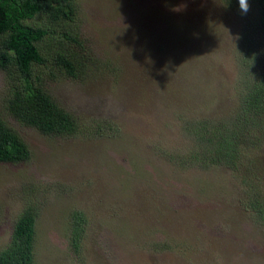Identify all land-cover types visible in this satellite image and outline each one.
Listing matches in <instances>:
<instances>
[{
    "label": "rangeland",
    "instance_id": "obj_1",
    "mask_svg": "<svg viewBox=\"0 0 264 264\" xmlns=\"http://www.w3.org/2000/svg\"><path fill=\"white\" fill-rule=\"evenodd\" d=\"M71 3L70 23H27L54 32L72 24L83 43L74 78L48 62L31 66L78 121L75 134L43 135L12 119L5 100L22 82L0 70V118L29 151L0 162V250L30 204L32 264H264V218L248 206L241 177L223 165L179 164L198 148L193 123L229 120L264 68L254 4L241 15L237 0ZM244 151L253 154L248 181L264 199V134ZM73 212L84 220L77 252L68 240Z\"/></svg>",
    "mask_w": 264,
    "mask_h": 264
},
{
    "label": "trees",
    "instance_id": "obj_2",
    "mask_svg": "<svg viewBox=\"0 0 264 264\" xmlns=\"http://www.w3.org/2000/svg\"><path fill=\"white\" fill-rule=\"evenodd\" d=\"M70 1L0 0V70L6 75L11 72L22 82L21 88L10 86L4 108L12 119L43 135H72L79 129L76 118L58 106L45 91L40 75L31 72L32 65L48 62L52 69L74 78L75 72L85 64L82 59L87 58L86 51L76 33L70 31L72 24L68 32H54L47 26L60 19H67L69 23L72 21L74 7ZM250 1L256 10L252 24L264 39V0ZM35 16H41L46 27L27 23ZM56 37L61 41H57ZM53 44L59 48L49 50ZM42 45L50 54L49 61L41 56ZM68 46L76 49L77 53L67 52ZM256 69L258 72L252 83L244 86L241 93L239 109L229 120L225 123L209 120L193 123L198 148L188 152L184 159L181 157L179 164L190 163L203 168L207 165L227 167L245 183L242 191L252 202L247 203L248 206L251 210L256 206V211L264 218V199L257 192L255 194L258 185L248 181L254 177L253 167L249 165L253 154L244 151L264 134V125L260 121L264 115V68ZM256 119L259 121L257 128L248 130V125L254 126ZM28 156L29 151L20 136L0 118V162L14 163ZM35 218L36 210L30 204L16 216L8 243L0 250V264H32ZM70 222L69 246L77 252L84 220L73 212Z\"/></svg>",
    "mask_w": 264,
    "mask_h": 264
},
{
    "label": "clouds",
    "instance_id": "obj_3",
    "mask_svg": "<svg viewBox=\"0 0 264 264\" xmlns=\"http://www.w3.org/2000/svg\"><path fill=\"white\" fill-rule=\"evenodd\" d=\"M237 4H238V10L241 15H247L251 10L248 0H237Z\"/></svg>",
    "mask_w": 264,
    "mask_h": 264
}]
</instances>
